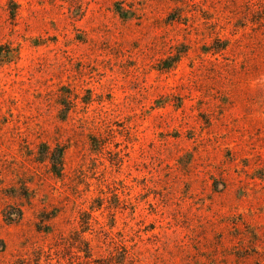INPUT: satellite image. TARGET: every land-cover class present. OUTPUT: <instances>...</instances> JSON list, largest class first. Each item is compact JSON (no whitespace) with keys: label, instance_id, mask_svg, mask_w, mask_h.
<instances>
[{"label":"rangeland","instance_id":"rangeland-1","mask_svg":"<svg viewBox=\"0 0 264 264\" xmlns=\"http://www.w3.org/2000/svg\"><path fill=\"white\" fill-rule=\"evenodd\" d=\"M10 1L0 264H264V0Z\"/></svg>","mask_w":264,"mask_h":264},{"label":"trees","instance_id":"trees-1","mask_svg":"<svg viewBox=\"0 0 264 264\" xmlns=\"http://www.w3.org/2000/svg\"><path fill=\"white\" fill-rule=\"evenodd\" d=\"M10 3L12 4V13H11V16L12 17H15V13H16V4L14 3L13 0L10 1ZM1 48V47H0ZM16 57V52L14 50H10L8 52L7 55L3 56L1 53H0V63H4V62H9L11 61L12 59H14ZM62 159H63V152L60 154L59 156V164H62ZM54 170L53 172L55 173V175L57 176H60L61 172H60V169L57 168L56 164H54Z\"/></svg>","mask_w":264,"mask_h":264}]
</instances>
